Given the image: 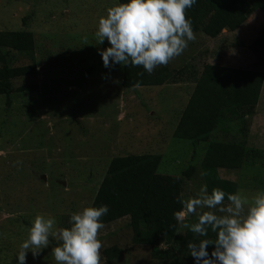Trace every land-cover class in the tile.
<instances>
[{
  "label": "rangeland",
  "instance_id": "374dc122",
  "mask_svg": "<svg viewBox=\"0 0 264 264\" xmlns=\"http://www.w3.org/2000/svg\"><path fill=\"white\" fill-rule=\"evenodd\" d=\"M20 1L23 3L0 0V17L6 10L8 18L21 27V18L34 10L27 28L36 39L39 67L36 74L14 80L9 105L7 97L0 95V235L5 229L12 231L11 243L4 238L9 246L19 243L25 236V220L32 222L37 214L54 217L56 227L63 228L66 217L90 207L115 156L159 154L162 161L157 180L174 182L181 170L196 163L192 159L202 163L200 157L207 147L205 142L195 144L173 136L181 114L178 108L187 103L192 83L180 80L162 87L127 91L122 86L120 65L103 66L99 50L110 45L107 39L99 44L95 32L99 18L115 5L113 2L88 0L81 3L82 8L71 2L72 9L78 7L75 11L79 12L74 11L77 19L70 21L71 14L66 10L56 32L52 30L57 25L56 18L69 9L65 0ZM256 19L259 23L264 21L262 15ZM244 29L242 34L224 29L214 38L194 32L195 40L169 65L191 63L202 68L203 63L209 62L263 69L242 42L244 35L255 29ZM29 62L28 56L20 54L16 64ZM26 85L37 88L19 90ZM249 144L264 149V84ZM200 163L197 165L202 169ZM250 170L220 172L237 181L240 194L249 201L260 192L253 175L255 171L264 175V167ZM200 173L186 182V199L195 197L201 185L206 184ZM128 222V217L114 221L98 236L105 237L103 246L118 242L133 253L127 256L128 260L133 261L136 254L142 264H147L150 249L145 245L133 247ZM109 235L113 237L106 239ZM52 248L50 244L46 254L40 253L36 259L28 256L35 264H52L53 257L48 256Z\"/></svg>",
  "mask_w": 264,
  "mask_h": 264
},
{
  "label": "trees",
  "instance_id": "16d2710c",
  "mask_svg": "<svg viewBox=\"0 0 264 264\" xmlns=\"http://www.w3.org/2000/svg\"><path fill=\"white\" fill-rule=\"evenodd\" d=\"M85 1L88 0H65L69 9H64L63 15L56 18L57 25L52 27V30L58 32L61 28V18L68 12L71 14L70 21L76 18L75 12L79 11L75 9L82 8L81 3ZM110 1L114 4L124 2ZM19 2L23 3L20 0ZM71 2L76 3L78 7L72 9ZM66 10L68 12H65ZM33 13L32 9L31 13L21 18V27L8 18L6 10H3V16L0 17V95L7 97L8 105L11 102L14 80L34 75L38 71L36 39L33 31L27 28V20ZM260 15L264 17V0H197V3L187 10L194 32L208 37H217L224 29L242 34L246 26L251 29L253 27L255 30L244 35L242 42L256 55L257 62L263 69H243L209 62L203 63L202 68L191 63L171 67L168 63L156 67L151 74L144 72L142 67L120 66L118 69L122 86L127 91L151 86L162 87L180 80L192 83L188 101H185L187 103L178 108L181 114L175 123L173 136L179 140H191L195 144H207L204 155L200 157L202 163L192 159L191 162L196 163H191L181 170L174 182L157 180L161 173L159 166L162 161L159 154L129 153L110 160L107 174L99 182L90 207L108 205L109 212L102 217L105 227L128 217L133 247L145 245L150 249L151 259L147 264H194L187 250V243L193 240L194 236L184 225L194 224L196 217L186 216L183 222H178L174 213L182 210L177 197L182 194L183 199L187 200L186 182L195 174L204 173L209 193L213 188L222 189L226 193H236L240 185L234 179L223 177L221 170L251 171L250 169L257 166L264 167V149L249 144L252 121L257 113V104L264 84V21L259 23L256 19H260ZM5 25L7 26L2 27ZM20 54L28 56L30 62L17 65V57ZM141 72L143 75H138ZM35 88L37 86L26 85L19 87V90ZM197 163H200L202 169ZM199 169L201 171H198ZM255 172V184L258 185L259 191H264V175ZM65 219L66 222H62L63 228L70 227V217ZM24 224L25 236L15 245L9 246L4 242L6 236L11 243V230L5 229L4 234L0 235V264H16L15 257L19 246L27 238L32 222L25 220ZM16 225L18 226L17 223ZM110 236L113 237L109 235L106 239ZM209 237L214 239L215 234L209 232ZM103 238L105 237L98 236L101 241ZM50 244L54 248L58 246L59 241L50 237ZM47 250L48 248L41 253L44 255ZM211 250L212 246H209V252ZM101 254L102 264H142V259H137L136 254L133 261L128 260L127 256L133 253L118 242L103 246ZM29 256L27 264H35ZM48 256L53 257L51 251ZM54 263L55 260L52 264Z\"/></svg>",
  "mask_w": 264,
  "mask_h": 264
},
{
  "label": "clouds",
  "instance_id": "9594fccd",
  "mask_svg": "<svg viewBox=\"0 0 264 264\" xmlns=\"http://www.w3.org/2000/svg\"><path fill=\"white\" fill-rule=\"evenodd\" d=\"M196 3L124 0L109 7L95 32L99 44L107 39L110 45L99 50L103 66L142 67L151 74L156 67L182 55L196 38L187 16V10ZM177 201L182 205V210L174 213L178 222L186 216L196 217L194 224L184 225L194 236L187 243L194 264H264V191L249 201L239 191L226 193L213 188L209 193L204 184L195 197L185 200L181 194ZM108 212L106 204L85 207L71 214L70 227L66 228H57L54 217L37 214L19 246L16 264H27L29 252L36 259L49 247L50 237L59 241L51 249L56 264H102L103 244L98 233L105 227L102 217ZM209 232L215 234L214 239Z\"/></svg>",
  "mask_w": 264,
  "mask_h": 264
},
{
  "label": "water",
  "instance_id": "95a60500",
  "mask_svg": "<svg viewBox=\"0 0 264 264\" xmlns=\"http://www.w3.org/2000/svg\"><path fill=\"white\" fill-rule=\"evenodd\" d=\"M45 178V177H44ZM64 183V182H63Z\"/></svg>",
  "mask_w": 264,
  "mask_h": 264
}]
</instances>
